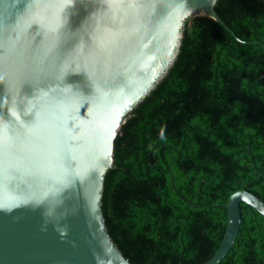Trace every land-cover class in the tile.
<instances>
[{"label":"water","instance_id":"95a60500","mask_svg":"<svg viewBox=\"0 0 264 264\" xmlns=\"http://www.w3.org/2000/svg\"><path fill=\"white\" fill-rule=\"evenodd\" d=\"M218 0H0V264H132L109 234L105 175L127 115ZM247 189L228 199L219 264Z\"/></svg>","mask_w":264,"mask_h":264},{"label":"trees","instance_id":"16d2710c","mask_svg":"<svg viewBox=\"0 0 264 264\" xmlns=\"http://www.w3.org/2000/svg\"><path fill=\"white\" fill-rule=\"evenodd\" d=\"M187 19L179 54L127 115L102 210L132 264H203L224 237L229 197L264 200V0H218ZM219 264H264V214L241 202Z\"/></svg>","mask_w":264,"mask_h":264}]
</instances>
